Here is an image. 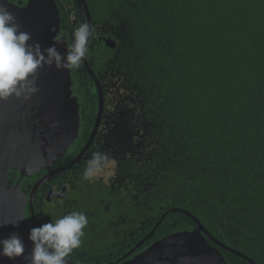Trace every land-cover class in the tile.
I'll list each match as a JSON object with an SVG mask.
<instances>
[{
    "label": "trees",
    "instance_id": "16d2710c",
    "mask_svg": "<svg viewBox=\"0 0 264 264\" xmlns=\"http://www.w3.org/2000/svg\"><path fill=\"white\" fill-rule=\"evenodd\" d=\"M88 3L101 34L117 42L111 48L103 39L95 49L104 90L109 94L106 71L120 72L128 87L136 88L145 118L156 116L148 120L156 124L148 137L155 162L142 168L134 154L119 155L127 161L121 164L126 175L135 165L140 173L132 183L137 193L138 183L155 181L150 203L142 206L154 221L136 242L164 215L151 241L195 228L189 215L167 213L179 207L223 244L264 264V0ZM88 86L82 85V95L91 94ZM112 103L109 98L106 107ZM146 155L145 150L137 157ZM86 186L72 194L74 207L90 195ZM137 218L147 220L141 207ZM213 244L229 263L252 264ZM102 248L84 235L78 252L90 256L79 261L103 256Z\"/></svg>",
    "mask_w": 264,
    "mask_h": 264
},
{
    "label": "water",
    "instance_id": "95a60500",
    "mask_svg": "<svg viewBox=\"0 0 264 264\" xmlns=\"http://www.w3.org/2000/svg\"><path fill=\"white\" fill-rule=\"evenodd\" d=\"M26 1L28 5L20 6L11 0L10 7L16 13L21 29L32 34L33 39L29 43L38 41L42 47L53 44L61 26L55 0ZM78 1L83 6L87 22L92 25L93 18L87 0ZM103 39L109 47L116 48L117 42L112 37ZM56 47L63 53L67 44L61 42ZM85 60V67L97 87L99 112H102L105 100L103 85L87 59ZM36 83L40 91L31 99L13 97L0 101V239L7 238L12 233H19L25 244L23 256L14 260L0 256V264H26L25 256L32 249L28 236L30 229L37 227L32 208L34 194L29 198L33 211L31 223L25 211L28 197L21 189L24 178H30L39 170L50 168L57 157L67 151L70 144L79 137L80 103L72 89V69H57L55 66L41 68ZM53 124L56 126L53 127ZM93 136L94 134L91 139ZM90 143L91 140L89 145ZM14 169H20L22 172L21 179L16 184L9 180ZM170 212L190 215L197 227L169 234L155 241L141 254L123 262L120 260L118 264H230L210 240L252 264H257L241 251L219 241L189 211L175 207L167 213ZM164 218L165 215L161 220ZM5 222L9 223L4 224ZM153 233L154 230L151 234ZM69 264L76 263L69 261Z\"/></svg>",
    "mask_w": 264,
    "mask_h": 264
},
{
    "label": "flooded vegetation",
    "instance_id": "af4514ba",
    "mask_svg": "<svg viewBox=\"0 0 264 264\" xmlns=\"http://www.w3.org/2000/svg\"><path fill=\"white\" fill-rule=\"evenodd\" d=\"M12 1L20 6L28 5L26 0ZM55 1L59 7L61 19L58 35L64 34L66 27L68 31H71L81 22H87L84 9L78 3V0ZM72 13H74L73 19ZM62 22L65 24L63 28ZM91 26L95 29V37L91 41L90 51L86 59L100 79V77L102 78V72L97 69L95 63V49L97 42L103 41L105 36L101 34L103 28L94 18ZM64 37L70 42V36L65 33ZM85 63L86 60L79 67L71 68L73 75L72 89L80 103L79 137L56 164L37 172L31 177V179L37 177L32 183L28 181V178H25L21 183V189L23 194L28 197L26 214L31 222L33 220V211L29 198L34 194L32 208L35 213L37 226L48 222L50 219L55 220L66 212L79 211V208L86 209L85 214L89 218L88 231H85L86 240L91 243V246L95 245L97 247L102 242L103 248L101 251L103 256L97 259H87L89 263H83L79 260L86 259L85 255L90 256V254L85 251L79 255L77 249L71 254L69 261L76 264H118L134 258L151 244V241L148 240L140 247H137L138 243L136 240L139 232L140 234L145 232L154 221V216L148 218L142 208L145 203H150L152 192L145 188L144 195L141 197L142 200H140L141 193L140 191L137 193L135 188L132 187L133 184L121 182L115 185L116 181L109 177V173L113 170L119 160L120 153H122L117 148L119 146L124 147V144L122 140L113 135V127L109 125V120L114 115L111 105L109 108L105 106V110L99 112L100 102L98 96L94 94L97 91V87L92 75L86 69ZM106 74V84L108 85V83L113 81L114 78L112 79V76L115 73L112 72L110 74L109 71H106ZM83 84L89 85L87 88L91 93L89 96L86 94L82 95ZM103 91L105 99L109 101L111 97H106L108 93L104 90V85ZM93 134L94 136L91 139ZM90 140L91 143L89 145ZM86 146L87 148L85 149ZM94 151L107 153L113 165L106 168L104 174L96 181L81 182L85 162ZM10 176L14 184L19 182L20 175L11 172ZM85 184L87 185L85 192L90 195L87 196L86 200H80L81 206L74 207L72 194L76 193L77 189ZM140 207L147 218L146 221L140 222L137 218V211ZM129 246L131 248L128 249Z\"/></svg>",
    "mask_w": 264,
    "mask_h": 264
},
{
    "label": "clouds",
    "instance_id": "9594fccd",
    "mask_svg": "<svg viewBox=\"0 0 264 264\" xmlns=\"http://www.w3.org/2000/svg\"><path fill=\"white\" fill-rule=\"evenodd\" d=\"M10 2L11 0H0V101H7L13 97L29 100L40 91L36 81L41 68L52 66L57 69L76 68L83 63L88 57L91 41L95 37V29L88 22H81L71 30L70 42L64 40V34H61L54 37V43L47 47H42L38 41L29 43L33 39L32 34L21 29ZM61 42L67 44L63 53L56 47ZM106 101L107 99L104 100L103 110ZM52 126L55 127L56 124ZM112 165L113 162L107 153L94 151L85 162L83 179L94 182L104 174L106 168ZM163 220H159L150 233L139 241L137 247L148 240L151 241V237ZM7 223L9 222L4 224ZM88 224L89 218L85 212L71 211L55 220L50 219L40 226L32 227L28 236L32 242V249L25 256L26 264H69L71 254L81 246L84 230ZM153 230L154 233L151 234ZM177 231L180 230L162 235L151 241V244ZM210 243L214 245L212 240ZM24 254L25 244L19 233H12L7 238L0 239V256L14 260Z\"/></svg>",
    "mask_w": 264,
    "mask_h": 264
},
{
    "label": "rangeland",
    "instance_id": "374dc122",
    "mask_svg": "<svg viewBox=\"0 0 264 264\" xmlns=\"http://www.w3.org/2000/svg\"><path fill=\"white\" fill-rule=\"evenodd\" d=\"M66 9L68 10L67 6H66ZM71 16L73 19L74 13H72ZM63 26H65L64 22H62V28ZM65 33L68 36H70L71 31H68L66 27ZM112 79L113 81H111L110 88H109L110 91L108 95L111 97V100L113 101L111 105V110H113L114 115L110 118L109 125L113 127V130H112L113 135L119 138L120 140H122V143L124 144V147L119 146L117 149L121 151L123 154H126V153H130L131 155L134 154L135 157L138 158L137 164L142 168H146L151 163L155 162V160L151 159V156L154 155V151L152 150L151 144L148 143V139H149L148 137L152 136V133L154 134L156 133L154 132L156 130V124L149 123L148 120L154 121L156 116L155 114H152V115L147 114L146 115L147 119L145 118V114L140 104L136 100V97H137L136 88L128 87L129 86L128 83L125 81V79L120 74V72L115 73L112 76ZM94 94L97 95V93H94ZM79 133H80V130H79ZM74 142H72L70 146ZM145 150L147 151V155L145 157L143 158L137 157L139 155H142L145 152ZM66 152L67 151L61 153L60 156L57 157V159L52 163V165L56 164L57 161L61 157H63ZM122 163H127V161L118 160L113 170L109 173V177H111L112 179L116 181L114 183L115 185H118L121 182L132 184L134 179L139 177L140 173L135 169L136 165L134 164L135 167L132 173L130 175H126L122 170V167H121ZM150 169H151V172L156 170L155 167H151V166H150ZM39 171H42V170H39ZM12 172H15L16 174L20 175V179H21L22 172L20 169H14V171ZM43 173H48V172H43ZM36 178L37 177L31 179L30 177L28 178V181L32 183ZM9 180L12 181L11 176ZM154 183H155L154 179L151 178L150 181L137 184L138 186H140L141 197L144 195L145 188L147 187L148 189L152 188Z\"/></svg>",
    "mask_w": 264,
    "mask_h": 264
}]
</instances>
